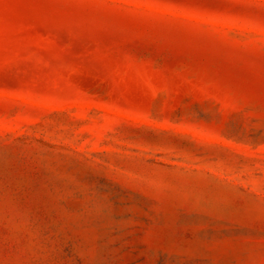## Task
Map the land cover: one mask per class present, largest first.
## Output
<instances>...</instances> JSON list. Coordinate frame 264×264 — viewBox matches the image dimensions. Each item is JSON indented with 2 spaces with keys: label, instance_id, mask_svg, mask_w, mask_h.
Masks as SVG:
<instances>
[{
  "label": "rangeland",
  "instance_id": "obj_1",
  "mask_svg": "<svg viewBox=\"0 0 264 264\" xmlns=\"http://www.w3.org/2000/svg\"><path fill=\"white\" fill-rule=\"evenodd\" d=\"M0 264H264V0H0Z\"/></svg>",
  "mask_w": 264,
  "mask_h": 264
}]
</instances>
